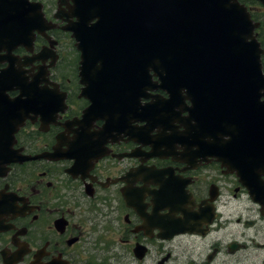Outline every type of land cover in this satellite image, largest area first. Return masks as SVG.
I'll return each instance as SVG.
<instances>
[{
	"label": "flooded vegetation",
	"instance_id": "af4514ba",
	"mask_svg": "<svg viewBox=\"0 0 264 264\" xmlns=\"http://www.w3.org/2000/svg\"><path fill=\"white\" fill-rule=\"evenodd\" d=\"M103 8L117 20L98 33ZM141 9L0 0V72L11 65L26 83L0 96V264H264V110L249 138L240 86L203 80L169 110L157 89L136 118L87 114L78 44L93 51L99 35L119 51ZM216 87L227 92L204 95L197 117L194 101Z\"/></svg>",
	"mask_w": 264,
	"mask_h": 264
},
{
	"label": "water",
	"instance_id": "95a60500",
	"mask_svg": "<svg viewBox=\"0 0 264 264\" xmlns=\"http://www.w3.org/2000/svg\"><path fill=\"white\" fill-rule=\"evenodd\" d=\"M146 1L149 3V6L151 8L156 9V12L158 15L156 26H157L158 31L159 32L166 31L165 33L162 32L163 36L166 38H172L170 40H167L164 45V47L166 46L165 47L166 52L164 51L167 54L166 56L169 57L168 56L169 54L171 55L173 54L174 56L172 57V59L170 58L166 60H161L157 58L156 56L150 54V53H153L154 51H157L155 49H158L159 47L153 46L152 44L148 42V38H149L148 32L152 28V24H151V19L149 18V12L147 8L148 5L146 4V13H145L146 14V21H145L146 41H144L140 46L141 47L140 52H142L140 53L141 63H142L141 71L144 74L139 72V75L141 78H144V77L149 78L151 71L157 72V69H159L162 66L166 70V72L167 73L169 72V74L172 76L175 82L174 87L177 89L176 91L177 93L175 92L176 94H179V90L185 87V80L188 77V72L190 70H194V71L202 70L204 62L205 63L207 62L206 58L208 59L210 58L208 61L211 65L210 69L219 68L218 70H221L222 68V69L228 70V67H230V70H233L234 68L233 62H234V58L236 57V55L233 53L234 51L232 50V48H230V50H226L225 44L232 43L233 33L235 31H237V36L239 33L241 42H243L244 40H248V39L253 40L251 43L255 42L253 38V30L255 26L250 22L251 32L248 34H245L246 28L249 26L245 17H247L248 19V16H247L246 10L242 6H240L236 0H146ZM259 1H261L264 4V0H259ZM165 2H168V3H165ZM199 5L201 8L199 7ZM230 7H235L237 14H238V11H240V15H238L237 19H234L232 17V14H230L231 12L228 10V8ZM163 9L165 11L171 10L172 14L167 15L166 16L167 18L165 16H162ZM188 17H190V19H188ZM163 20L164 21L167 20V21L164 22ZM214 28L216 29L215 34H214V31H212V29ZM196 35L198 36L196 37ZM210 35H212V37H210ZM222 37L224 39H222ZM208 43H210V45H208ZM256 45H257V53L259 54V52L261 51L259 50L260 45L258 43H256ZM223 46H224L225 54L222 53ZM212 47H214V51H212ZM239 49H241L240 45H239ZM206 51H208V54L203 55L207 53ZM254 51H255V48L251 49V52H254ZM209 54H212L215 56L211 57ZM218 54H221L224 58L229 55H233V56L229 57V59L225 61L226 66H224L223 61L219 60L216 57V55ZM133 55L134 57L136 56L135 51L133 52ZM255 56L257 55L255 54ZM220 61L221 63L219 64ZM217 63L219 64V66H217ZM244 64H246V62H244ZM145 78H144V81H145V84L147 85V79ZM17 82L18 81L13 76L11 70H7L3 73H0V87H2L1 90L4 89L3 87L13 86L17 84ZM175 93H173V95H176ZM122 94L123 92L119 94L118 99L124 98L125 99L124 101H127L128 99L126 97V94L125 93H124L125 95L123 94L124 97L122 96ZM88 97L91 100L93 99L92 101L95 105L101 104L104 107H107V103L110 100V98H108L110 97V95H108L107 93H102L100 89H97L94 93L91 92ZM97 99H99V101ZM91 112L92 111H89L88 109L87 114ZM8 162H10L9 159H8Z\"/></svg>",
	"mask_w": 264,
	"mask_h": 264
},
{
	"label": "rangeland",
	"instance_id": "374dc122",
	"mask_svg": "<svg viewBox=\"0 0 264 264\" xmlns=\"http://www.w3.org/2000/svg\"><path fill=\"white\" fill-rule=\"evenodd\" d=\"M258 11L260 12L261 18L264 20V9H258Z\"/></svg>",
	"mask_w": 264,
	"mask_h": 264
}]
</instances>
